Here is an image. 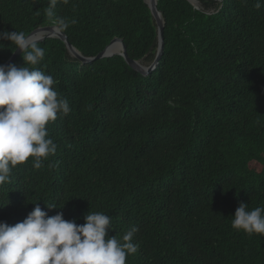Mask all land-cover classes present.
Instances as JSON below:
<instances>
[{
  "label": "trees",
  "instance_id": "1",
  "mask_svg": "<svg viewBox=\"0 0 264 264\" xmlns=\"http://www.w3.org/2000/svg\"><path fill=\"white\" fill-rule=\"evenodd\" d=\"M202 3L157 0L165 44L147 76L121 55L82 63L58 38L38 43L43 60L26 66L57 81L70 112L46 126L56 153L0 185V222H22L37 204L78 225L102 212L109 236L138 228L126 264H264V235L231 226L241 202L264 208V0ZM48 6L0 0V32L53 25ZM54 13L76 20L63 32L85 57L119 38L130 59L155 58L145 0H59ZM14 52L0 41V65ZM24 63L21 53L11 64Z\"/></svg>",
  "mask_w": 264,
  "mask_h": 264
},
{
  "label": "clouds",
  "instance_id": "2",
  "mask_svg": "<svg viewBox=\"0 0 264 264\" xmlns=\"http://www.w3.org/2000/svg\"><path fill=\"white\" fill-rule=\"evenodd\" d=\"M58 2L48 0L45 14L52 20L54 30L63 32L76 20L55 18ZM68 2L63 0L64 4ZM256 7H261L260 0ZM4 40L15 45V51L21 50L25 63L20 67L0 65V185L10 182L12 169L30 157L38 169L56 153L57 145L49 138L46 126L58 115L67 116L70 112L67 99L53 87L57 81L26 66H35L44 58L45 50L38 42L17 31L0 32V41ZM262 213L264 208L249 211L248 204L241 202L231 226L248 235H264ZM84 220V224L78 225L75 220H65L63 212L48 216L37 204L22 222H0V264H126L127 257L138 251V244L133 243L137 227L133 226L118 240L108 234V215L90 212Z\"/></svg>",
  "mask_w": 264,
  "mask_h": 264
},
{
  "label": "water",
  "instance_id": "3",
  "mask_svg": "<svg viewBox=\"0 0 264 264\" xmlns=\"http://www.w3.org/2000/svg\"><path fill=\"white\" fill-rule=\"evenodd\" d=\"M188 1L196 9H200L198 7V2L200 0H188ZM214 1H222V0H214ZM145 2L147 3V5L151 11V14H152V17H153L155 24L157 26V32H158V34H157L158 45H157L156 55H155L153 62L148 66H143L139 61H135V60L130 59L127 55L126 45L124 44L123 40L119 39V38L113 39L111 41V43L102 52H100L95 57H85L79 52V50H77L73 45H71L69 43L67 35L64 32H57L54 30V25L39 27V28L35 29L34 31H32L28 36L32 37L38 43L42 42L46 38H58L66 44L69 53L73 57H75L76 59L81 61L82 63H90V62L96 61L98 59L109 58V57H112L114 55H121L122 57H124L127 64L132 69L143 74L144 76H147L152 71H154L156 69V67H157V65H158V63H159V61L163 55L164 44H165L164 43L165 20L163 18L162 13L157 8V0H145ZM213 12L214 11H211L208 13L211 14ZM116 45L118 47H117V50L114 51ZM21 53H22L21 50L17 49L13 53V55L10 57V59L4 65L11 64L13 61H15V59Z\"/></svg>",
  "mask_w": 264,
  "mask_h": 264
},
{
  "label": "rangeland",
  "instance_id": "4",
  "mask_svg": "<svg viewBox=\"0 0 264 264\" xmlns=\"http://www.w3.org/2000/svg\"><path fill=\"white\" fill-rule=\"evenodd\" d=\"M198 7L200 8V9H202V8H204V5H203V3H202V0H200L199 2H198ZM212 9H210V11H211ZM213 11V10H212ZM72 56V55H71ZM73 57V56H72ZM140 63L143 65V66H148V65H150V60H142V61H140Z\"/></svg>",
  "mask_w": 264,
  "mask_h": 264
},
{
  "label": "bare ground",
  "instance_id": "5",
  "mask_svg": "<svg viewBox=\"0 0 264 264\" xmlns=\"http://www.w3.org/2000/svg\"><path fill=\"white\" fill-rule=\"evenodd\" d=\"M117 47H118V46L116 45L114 51L117 50Z\"/></svg>",
  "mask_w": 264,
  "mask_h": 264
}]
</instances>
